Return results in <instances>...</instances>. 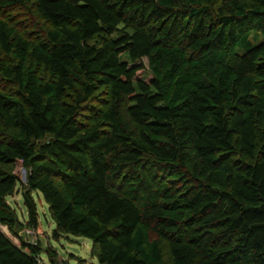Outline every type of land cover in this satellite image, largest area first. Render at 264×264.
<instances>
[{"label": "trees", "instance_id": "obj_1", "mask_svg": "<svg viewBox=\"0 0 264 264\" xmlns=\"http://www.w3.org/2000/svg\"><path fill=\"white\" fill-rule=\"evenodd\" d=\"M29 6L40 39L0 18V264L42 251L13 164L28 224L40 193L100 264H264V0H0Z\"/></svg>", "mask_w": 264, "mask_h": 264}, {"label": "rangeland", "instance_id": "obj_2", "mask_svg": "<svg viewBox=\"0 0 264 264\" xmlns=\"http://www.w3.org/2000/svg\"><path fill=\"white\" fill-rule=\"evenodd\" d=\"M0 18L5 19L11 26L31 41L40 39L47 25L37 16L33 7H16L10 10H0ZM249 38L253 44L264 41V37L259 33L252 31ZM0 52V57H1ZM146 64V59H142ZM142 74H145L143 72ZM107 96L104 89L97 92L90 106L83 109L80 113V120L88 121L91 116V110H97L104 107V101ZM8 170L18 175L20 183L25 181V169L20 165H8ZM17 183L13 191L6 197V201L15 212L18 220L22 223L19 228L21 234L26 240L41 245L39 264H100L98 259L91 254V241L84 236L73 234L55 233V225L48 212L47 203L40 193L30 192L36 208V225L28 224L29 214L23 200V186ZM29 230V233L26 232ZM162 253L164 264H170L168 248L165 243L162 244Z\"/></svg>", "mask_w": 264, "mask_h": 264}, {"label": "built area", "instance_id": "obj_3", "mask_svg": "<svg viewBox=\"0 0 264 264\" xmlns=\"http://www.w3.org/2000/svg\"><path fill=\"white\" fill-rule=\"evenodd\" d=\"M27 233H29V230H26Z\"/></svg>", "mask_w": 264, "mask_h": 264}]
</instances>
